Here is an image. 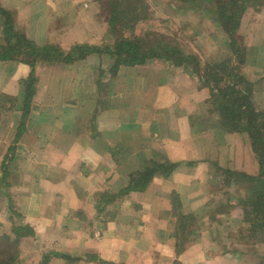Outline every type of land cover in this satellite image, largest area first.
<instances>
[{
	"label": "crops",
	"instance_id": "0c3cea01",
	"mask_svg": "<svg viewBox=\"0 0 264 264\" xmlns=\"http://www.w3.org/2000/svg\"><path fill=\"white\" fill-rule=\"evenodd\" d=\"M139 2L0 0L12 21L8 44L0 13V223L20 232L16 261L264 264V232L245 218L260 168L245 113L264 118V5L242 14L237 51L222 47L221 26L208 33L209 15L181 14L196 18L191 35L178 21L184 49L151 32L162 55H195L206 82L165 56L115 67V10L132 22L127 36L150 35L153 19L128 17ZM170 3L146 5L161 8L164 26L180 11ZM20 35L56 53L27 56L12 44ZM204 38L225 56L202 63ZM219 91L245 104L224 114Z\"/></svg>",
	"mask_w": 264,
	"mask_h": 264
},
{
	"label": "trees",
	"instance_id": "16d2710c",
	"mask_svg": "<svg viewBox=\"0 0 264 264\" xmlns=\"http://www.w3.org/2000/svg\"><path fill=\"white\" fill-rule=\"evenodd\" d=\"M215 5L214 9L217 14L218 21L220 23V26L223 28V30L226 32L230 39V46L231 49H236L234 51H237V41L235 39V32L239 26L240 18L242 14L245 12L246 8L250 5L256 4L257 7H261L264 5V0H213L212 1ZM256 7V8H257ZM0 13L5 16V28H4V34H5V40L8 44H11L12 39V21H11V14L2 8H0ZM127 20L126 16L122 13V11L115 10V12L112 15L111 23L112 27L115 29L117 26H120L121 21ZM23 35L16 36L17 41L12 44H16L19 46H24L25 51L26 49L30 50L27 52V56H40L42 58H46L50 55H54L56 51L51 49V51H43L39 53L38 51L36 53V50H33V46L31 43L23 38ZM115 48L112 51V54L115 57V67L118 64H142L149 58H155V57H161L165 56L167 59H170L175 64H185L184 68H187L186 65L191 64V69L193 72L197 73L202 80H205L206 82H210L209 76H202L199 73V60L194 55H183L178 50H174V48L169 49L168 55H162L161 52L157 51L155 48L149 47L146 49V47H143L142 42L135 37H119L116 39ZM48 47L46 48V50ZM13 48L11 51H9V55L13 56L14 53H12ZM91 50V48H82L77 50V54L80 57H83ZM4 56L5 54L3 52L0 53V56ZM61 56V54H57ZM73 54H69L66 59H71ZM6 56V55H5ZM64 58V56H63ZM187 61V62H186ZM204 77V78H203ZM30 94V92H28ZM219 97H221V108L223 113L229 111V106H235V108H241L245 103H236L235 101H232L230 98V95L227 93H224L222 91L218 92ZM247 115V124H248V131L249 135L252 141V147L258 157L260 168H259V174L257 177H255V182L253 184V190H252V198L250 200L251 205L249 210H246L245 212V218H248L250 220V224L252 225V229H254V233H262L264 232V126L259 128L258 124L264 125V118L257 119L254 117V113L250 110H248V113H245ZM240 120L237 122L232 123L233 126L238 125ZM174 167L173 163H168L166 167V173L171 170V168ZM169 169V170H168ZM144 184H146L147 181H142ZM139 184V183H136ZM134 187H137V185H132ZM129 188V187H128ZM127 188V189H128ZM256 237H258L256 235ZM69 258V257H66Z\"/></svg>",
	"mask_w": 264,
	"mask_h": 264
},
{
	"label": "rangeland",
	"instance_id": "374dc122",
	"mask_svg": "<svg viewBox=\"0 0 264 264\" xmlns=\"http://www.w3.org/2000/svg\"><path fill=\"white\" fill-rule=\"evenodd\" d=\"M188 5L184 6L180 4V0H171L170 4H174L176 5L174 8H178L180 11L177 13H173L172 17H170L169 21L167 24H164L160 22V19H162V15L163 13L161 12V8L159 9H154V11L151 10V6L149 4L146 5L147 0H140V6L142 5V8H140V14L139 16H128L131 19H140V17H147L146 19H153V22L149 21V23L151 22L152 24H150V35L147 37H143V38H138L142 44L143 47L149 48H155L157 51H159L158 49L161 48L162 46V38H155V36H152V31H154V33H166V34H170V43L171 46L172 45H176L179 47L184 49L185 45H184V41L185 38L184 37H180V34L177 32L176 28L178 24V21H186L188 22V25L186 26V28H184L185 32L188 33L189 35L193 34L194 30H193V22L194 20H196V18H185L183 17L181 14L184 13H189V14H193L196 16H207L209 15V21L208 25L210 26V28H207L208 30L210 29V31L208 33L210 34H214L216 33L218 27L220 28V25L218 23V18H217V14L215 12V5L212 2L213 0H185ZM149 5V6H148ZM257 5L254 4L253 6L250 5L246 8L245 12H247V10H256ZM182 17H181V16ZM193 15H190L193 16ZM181 17V18H180ZM120 26L116 27V30L118 32V38L119 37H125L127 35L130 34L131 30H132V22L130 19H127L126 22L123 20L120 22ZM180 26V25H179ZM178 26V27H179ZM154 27V29H153ZM146 28L143 27L140 29V34L145 30ZM178 29V28H177ZM219 30V29H218ZM170 31V32H169ZM172 31V33H171ZM206 32V31H205ZM18 34V32H17ZM223 36V34H222ZM127 37H132V36H127ZM168 37V36H167ZM191 37V36H188ZM214 37V36H213ZM226 38L225 36L221 38L224 39ZM227 40L222 42L221 45L222 47H228L227 45H230V39H228V36L226 38ZM193 43V47H195L194 42L192 39H188ZM215 42L217 43V41H220V37L219 38H214ZM17 41V39L15 38V42ZM165 41H167L165 39ZM166 43V42H165ZM202 47L200 46L197 47L198 50V55L200 56V59L202 61V63H207L208 61H211V59H216L219 60V56H225L224 53H220V54H216L217 51H213L210 52L208 51V47H211V41L209 38H204V40L202 39ZM175 48V47H174ZM229 49L231 50V46H229ZM227 52V51H226ZM173 62V61H172ZM250 186L252 187L253 190V184L250 182ZM252 193V192H251ZM13 212V213H12ZM12 213V219L13 221H17L19 219V215L17 216L14 213V210H11ZM20 235V232L16 231L15 228H12V230L7 229L3 223H0V264H18L16 261V257H17V251H18V239ZM22 235V233H21Z\"/></svg>",
	"mask_w": 264,
	"mask_h": 264
}]
</instances>
